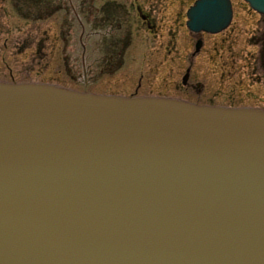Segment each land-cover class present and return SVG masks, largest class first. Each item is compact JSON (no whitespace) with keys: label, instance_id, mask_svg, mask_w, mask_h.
<instances>
[{"label":"water","instance_id":"1","mask_svg":"<svg viewBox=\"0 0 264 264\" xmlns=\"http://www.w3.org/2000/svg\"><path fill=\"white\" fill-rule=\"evenodd\" d=\"M0 264H264V108L0 81Z\"/></svg>","mask_w":264,"mask_h":264},{"label":"rangeland","instance_id":"2","mask_svg":"<svg viewBox=\"0 0 264 264\" xmlns=\"http://www.w3.org/2000/svg\"><path fill=\"white\" fill-rule=\"evenodd\" d=\"M103 1L0 0V81L48 83L84 92L80 82L86 75L90 78L97 74L92 46L102 49V38L94 36L87 40L84 35L80 40L78 20L86 24L87 12L95 14ZM128 1L132 0H115ZM192 1L150 0L145 7L148 11L151 5L161 9L163 3H176L171 5L169 16L163 13L168 17L167 26L172 30L178 27L177 54L166 43L168 36H156L143 29L140 21H133L139 34H133L126 63L113 77L99 75L94 80L99 84L90 85L95 89L92 90L132 93L133 81H128L129 84L122 81L127 73L134 75L132 68L144 65L139 55L142 50H148L152 58L145 62L146 74L140 92L197 105L264 108V16L242 0H231L233 16L228 29L202 35L203 49L194 53V42L199 36L182 25L183 10ZM153 14L160 12L154 10ZM92 17L96 15L89 18ZM176 17L178 20H174ZM82 43L87 46L86 74L82 68ZM139 70L135 71L138 76L142 73Z\"/></svg>","mask_w":264,"mask_h":264},{"label":"flooded vegetation","instance_id":"3","mask_svg":"<svg viewBox=\"0 0 264 264\" xmlns=\"http://www.w3.org/2000/svg\"><path fill=\"white\" fill-rule=\"evenodd\" d=\"M196 0H193L191 4H188L184 10H183V16H182V25L192 34H195L197 39H195L194 42V53H199L201 49H203L204 46V38H202V35H211V33L207 32H192L190 31L187 26V11L194 4ZM93 3V2H92ZM147 3H150V0H132L128 2H115V0H105L103 1L96 9L95 14L87 12V18L86 24L79 19V23L81 25V37L80 40H82V37L85 35L87 40H90L94 36H99L101 39L100 43L102 45V49L100 47L98 49L94 48L92 49V56L93 58L96 57V59L92 62H95V71L97 72L96 75L91 76L90 78L86 75L83 80L80 82L83 85V90L87 92H93V93H99V94H113V95H120V96H126V97H133V96H159L152 95L148 93H142L140 92V89H142L143 85V79L144 74H146V66L145 62L152 58V53L148 50H142L140 53V58L143 59V66H135L132 68V74L136 75L134 78V75H131V73H127V77L122 83H128V81H133V92L132 93H123L118 91H111V92H99V91H93L95 90L93 86L90 85H96L98 82L94 81L97 80V77L101 74H107L108 76H115L117 71L124 66L126 63V52L128 51V47L132 44V37L133 34H139L138 30H134L135 23L140 21V26L147 30L152 31L155 33L156 36H168L169 41H166L167 44H171V49L174 54L178 53L177 49V40L176 35L178 33V27L176 25V29L173 30L171 27L167 26L169 24L165 23V19H167L169 16L168 11L171 9V5L176 3H170L166 5V3H163V8L158 9L157 6L151 5L149 10L146 11L145 7ZM160 12V15L153 14V11ZM94 11V10H93ZM167 14V16L163 13ZM89 13V14H88ZM134 13V14H133ZM163 13V14H162ZM133 14V15H132ZM96 15V17L89 18L91 16ZM177 16V15H176ZM174 20H178L176 17ZM134 21V22H133ZM158 22V24H157ZM172 26V25H170ZM157 27V28H156ZM229 26L226 28L228 29ZM225 28V29H226ZM165 34V35H164ZM213 35V34H212ZM61 37H63V33L61 32ZM64 45L66 47L67 40H64ZM82 68L84 74L87 73V67H86V53H87V46L86 44L82 43ZM105 48V49H104ZM134 61L136 60V57H133ZM162 62H160L161 64ZM85 64V66H84ZM137 69H140L138 73L142 70V73L139 74V76L135 73ZM187 79V74L183 77V83H186L184 81V78ZM146 80V79H145ZM144 80V82H145ZM136 82V84H135ZM99 84V83H98ZM95 88H99L96 87ZM93 89V90H92ZM161 97V96H159Z\"/></svg>","mask_w":264,"mask_h":264}]
</instances>
